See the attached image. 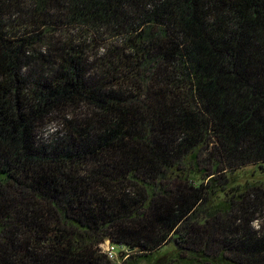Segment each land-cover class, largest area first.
<instances>
[{
	"label": "trees",
	"instance_id": "1",
	"mask_svg": "<svg viewBox=\"0 0 264 264\" xmlns=\"http://www.w3.org/2000/svg\"><path fill=\"white\" fill-rule=\"evenodd\" d=\"M253 165L264 0H0V264H264Z\"/></svg>",
	"mask_w": 264,
	"mask_h": 264
},
{
	"label": "rangeland",
	"instance_id": "2",
	"mask_svg": "<svg viewBox=\"0 0 264 264\" xmlns=\"http://www.w3.org/2000/svg\"><path fill=\"white\" fill-rule=\"evenodd\" d=\"M51 131L52 129L51 130L48 129L45 135L46 136L50 135ZM231 178L234 179L231 182V187H242L246 184H252V183L264 185V166L263 169H261L259 166L256 165L244 167L242 169L235 171L234 174L231 175ZM109 243H110L109 241H106L100 246L103 253H105L104 250ZM165 250L172 252L174 250L173 245L168 244ZM126 253H129V251L124 248H117L114 251L113 258L109 259L108 257V259L111 260L112 262L117 263L121 261V258Z\"/></svg>",
	"mask_w": 264,
	"mask_h": 264
},
{
	"label": "built area",
	"instance_id": "3",
	"mask_svg": "<svg viewBox=\"0 0 264 264\" xmlns=\"http://www.w3.org/2000/svg\"><path fill=\"white\" fill-rule=\"evenodd\" d=\"M118 247H116L115 245H112V244H108L104 250L105 254H107L109 257V259H112L113 258V254H114V251L117 249Z\"/></svg>",
	"mask_w": 264,
	"mask_h": 264
}]
</instances>
